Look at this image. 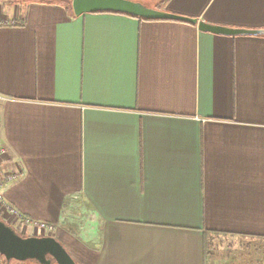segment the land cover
<instances>
[{
  "label": "crops",
  "instance_id": "obj_1",
  "mask_svg": "<svg viewBox=\"0 0 264 264\" xmlns=\"http://www.w3.org/2000/svg\"><path fill=\"white\" fill-rule=\"evenodd\" d=\"M132 1L264 31V0ZM0 21L4 203L57 226L17 233L77 264H264V34L72 0H0Z\"/></svg>",
  "mask_w": 264,
  "mask_h": 264
},
{
  "label": "water",
  "instance_id": "obj_2",
  "mask_svg": "<svg viewBox=\"0 0 264 264\" xmlns=\"http://www.w3.org/2000/svg\"><path fill=\"white\" fill-rule=\"evenodd\" d=\"M76 17L85 14L115 13L148 21H175L197 25L199 31L219 36H258L261 30L233 29L209 25L197 19L165 13L132 0H72ZM0 255L7 262L37 264H77L68 251L53 237H22L0 220Z\"/></svg>",
  "mask_w": 264,
  "mask_h": 264
},
{
  "label": "built area",
  "instance_id": "obj_3",
  "mask_svg": "<svg viewBox=\"0 0 264 264\" xmlns=\"http://www.w3.org/2000/svg\"><path fill=\"white\" fill-rule=\"evenodd\" d=\"M14 24V23H13ZM8 26L7 23L0 21V27ZM6 150L0 147V161L5 157ZM18 178L17 174L4 173L0 178V211H5L9 215V220L5 221L6 224L12 226L13 221H19L24 230L32 228L36 235H53L57 229L56 225L38 222L29 218L23 217L12 207L7 206L5 202L4 189L9 184Z\"/></svg>",
  "mask_w": 264,
  "mask_h": 264
},
{
  "label": "trees",
  "instance_id": "obj_4",
  "mask_svg": "<svg viewBox=\"0 0 264 264\" xmlns=\"http://www.w3.org/2000/svg\"><path fill=\"white\" fill-rule=\"evenodd\" d=\"M163 5H164V3H158L156 7H152V8H154V9H156V10H159V11H162V9H163ZM148 7H150V6H148ZM137 19H139V20H143V21H148V20H144V19H140V18H137ZM18 234H19V233H18ZM19 235H20V234H19ZM20 236H21V235H20ZM22 237H23V236H22ZM0 259L5 260V258H4L3 256H1V255H0Z\"/></svg>",
  "mask_w": 264,
  "mask_h": 264
},
{
  "label": "rangeland",
  "instance_id": "obj_5",
  "mask_svg": "<svg viewBox=\"0 0 264 264\" xmlns=\"http://www.w3.org/2000/svg\"><path fill=\"white\" fill-rule=\"evenodd\" d=\"M19 234L21 235V236H23V237H26L27 235L26 234H22V232L20 233L19 232ZM30 235V234H29ZM23 264H37V263H34V262H27V263H23Z\"/></svg>",
  "mask_w": 264,
  "mask_h": 264
},
{
  "label": "flooded vegetation",
  "instance_id": "obj_6",
  "mask_svg": "<svg viewBox=\"0 0 264 264\" xmlns=\"http://www.w3.org/2000/svg\"><path fill=\"white\" fill-rule=\"evenodd\" d=\"M54 264V263H53Z\"/></svg>",
  "mask_w": 264,
  "mask_h": 264
}]
</instances>
